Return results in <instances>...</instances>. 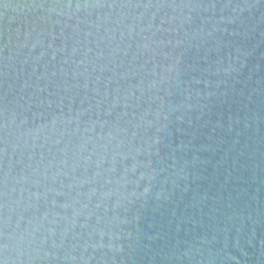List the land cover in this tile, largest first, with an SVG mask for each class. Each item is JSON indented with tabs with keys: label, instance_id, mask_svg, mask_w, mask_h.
<instances>
[{
	"label": "water",
	"instance_id": "water-1",
	"mask_svg": "<svg viewBox=\"0 0 264 264\" xmlns=\"http://www.w3.org/2000/svg\"><path fill=\"white\" fill-rule=\"evenodd\" d=\"M0 264H264V0H0Z\"/></svg>",
	"mask_w": 264,
	"mask_h": 264
}]
</instances>
